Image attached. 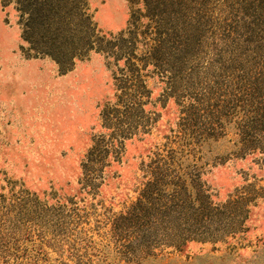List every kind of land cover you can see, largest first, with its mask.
I'll use <instances>...</instances> for the list:
<instances>
[{
  "label": "rangeland",
  "instance_id": "rangeland-1",
  "mask_svg": "<svg viewBox=\"0 0 264 264\" xmlns=\"http://www.w3.org/2000/svg\"><path fill=\"white\" fill-rule=\"evenodd\" d=\"M173 1L155 24L142 0H69L61 72L0 0V264H264V0ZM126 40L144 89L121 141L102 113Z\"/></svg>",
  "mask_w": 264,
  "mask_h": 264
},
{
  "label": "trees",
  "instance_id": "trees-1",
  "mask_svg": "<svg viewBox=\"0 0 264 264\" xmlns=\"http://www.w3.org/2000/svg\"><path fill=\"white\" fill-rule=\"evenodd\" d=\"M5 1V0H3ZM7 2H14L16 4V7L19 11H21L24 15H28V19L25 24V31L23 32L24 40L28 41L30 38L28 37L29 32L35 31V28L38 29L39 31L44 28L45 33H51V37L45 36L44 42L41 43L43 50L40 53L43 55H47L50 58H52L58 67L61 69V72H66L70 67V59L69 61H65L63 57L60 56H65V52H71L69 55L76 54L77 52L82 51V49H78L77 47L73 46V42L67 43V44H61V47H58V50L55 54L51 53L49 48H53L50 43L49 39H54V36L51 32L53 25L56 26L57 24L54 23V20L58 18V13H55L56 9L61 10L67 4L69 3V0H6ZM143 2V7H144V15L142 16L144 19H146L149 23L155 22L154 20L157 19L159 16H169L170 13L173 15L174 14V9L175 3L173 0H142ZM45 20H48L49 23H45ZM133 21H135V18H132V24ZM130 23V24H131ZM157 24V22H155ZM150 27L149 25L147 28ZM50 29V30H49ZM42 32V31H41ZM149 32V31H148ZM156 35L152 40V43H147L146 48L150 51L156 50V48L161 44L160 41L156 38H158L159 34L149 32V33H144V35H148L147 40L150 38L151 35ZM41 39V38H40ZM126 43L129 45H123L122 42H119V44L115 45V47L118 46L119 51H111L110 54L114 57H120L124 52L122 51V48H126V50H129L127 53L128 57L125 59V62L123 64L124 70H126V74L124 75V78L122 80L121 84L122 86L120 87V96L119 101H117V106L120 105L122 109L118 108H106L104 109L102 113L104 125L107 129L112 130V135L116 136L121 139V141L125 139L131 138L135 133V131L138 129L136 125H133L132 123V116L134 113L138 112L141 102L136 99V95L140 96L143 94V86H140L142 83L140 74L138 72V67L132 63L134 55H132L133 49H134V43H131L130 40H126ZM60 50L62 52H60ZM70 50V51H67ZM84 50V49H83ZM99 50V49H98ZM101 51V50H100ZM68 56V55H66ZM76 55H73V57ZM125 57V56H124ZM136 83V84H133ZM98 150L96 151V147H92L90 150V157L93 155V153H97ZM89 159V157H88ZM157 185V184H154ZM169 183H161L159 188L154 187L156 190L155 194H162L165 193L168 187ZM151 186V185H150ZM146 188L142 193L145 195L148 193L149 187ZM140 202V201H139ZM169 203L173 201H168ZM166 202V203H168ZM188 238V237H187ZM186 239H177L176 243H174V248L180 250L184 246V244L187 241Z\"/></svg>",
  "mask_w": 264,
  "mask_h": 264
}]
</instances>
